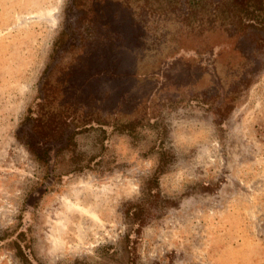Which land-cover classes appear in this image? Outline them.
I'll return each instance as SVG.
<instances>
[{
	"label": "rangeland",
	"instance_id": "374dc122",
	"mask_svg": "<svg viewBox=\"0 0 264 264\" xmlns=\"http://www.w3.org/2000/svg\"><path fill=\"white\" fill-rule=\"evenodd\" d=\"M172 1L0 0V264H264V29Z\"/></svg>",
	"mask_w": 264,
	"mask_h": 264
},
{
	"label": "trees",
	"instance_id": "16d2710c",
	"mask_svg": "<svg viewBox=\"0 0 264 264\" xmlns=\"http://www.w3.org/2000/svg\"><path fill=\"white\" fill-rule=\"evenodd\" d=\"M168 3L174 1L168 0ZM186 5L184 20L192 27L196 26L194 22L200 25L202 20H206L211 25L209 28L217 26L226 31L232 26L234 33L230 35L240 34L246 27L264 29V0H242L240 3L235 0H186ZM116 129L118 132L131 133L134 123L127 121L119 124Z\"/></svg>",
	"mask_w": 264,
	"mask_h": 264
}]
</instances>
